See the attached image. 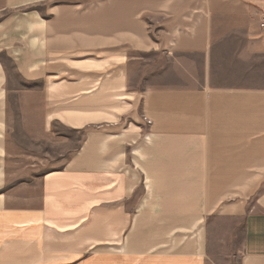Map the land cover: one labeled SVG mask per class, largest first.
I'll list each match as a JSON object with an SVG mask.
<instances>
[{
	"label": "crops",
	"instance_id": "obj_1",
	"mask_svg": "<svg viewBox=\"0 0 264 264\" xmlns=\"http://www.w3.org/2000/svg\"><path fill=\"white\" fill-rule=\"evenodd\" d=\"M2 1L19 114L83 140L0 194V264H264V0Z\"/></svg>",
	"mask_w": 264,
	"mask_h": 264
},
{
	"label": "rangeland",
	"instance_id": "obj_2",
	"mask_svg": "<svg viewBox=\"0 0 264 264\" xmlns=\"http://www.w3.org/2000/svg\"><path fill=\"white\" fill-rule=\"evenodd\" d=\"M2 4L3 1L0 0V9ZM19 12L22 13L19 10L0 12V24L6 19L9 20L8 22L11 20L15 22ZM1 28L2 25L0 30ZM3 35L0 33V65L4 76V83L0 89L5 91L4 105L0 109V148L4 151L0 154V173H2L0 175L5 177V187L2 191L0 189V194L10 191L11 188L15 190L22 188L23 185L27 186L28 192L32 193V190H35L36 194L41 177L60 165L59 158L70 157L76 151L83 140V134L61 127L47 134L44 131L29 130L31 125L24 120V115L19 114L20 108L22 105L28 106L32 103L34 106H39L41 86L35 87L32 84L29 87L22 81L16 65V57L18 51V54L23 52L15 50L13 47L14 45L17 47V43H12L10 39L11 43H7L8 38ZM24 89L35 92L37 97L32 100L13 99V91Z\"/></svg>",
	"mask_w": 264,
	"mask_h": 264
},
{
	"label": "built area",
	"instance_id": "obj_3",
	"mask_svg": "<svg viewBox=\"0 0 264 264\" xmlns=\"http://www.w3.org/2000/svg\"><path fill=\"white\" fill-rule=\"evenodd\" d=\"M262 26H264V24Z\"/></svg>",
	"mask_w": 264,
	"mask_h": 264
}]
</instances>
